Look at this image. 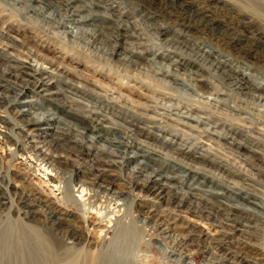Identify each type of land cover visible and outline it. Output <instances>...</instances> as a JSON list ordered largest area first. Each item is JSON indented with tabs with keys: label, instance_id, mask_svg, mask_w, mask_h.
<instances>
[{
	"label": "bare ground",
	"instance_id": "1",
	"mask_svg": "<svg viewBox=\"0 0 264 264\" xmlns=\"http://www.w3.org/2000/svg\"><path fill=\"white\" fill-rule=\"evenodd\" d=\"M12 1L20 4L24 12L32 11L40 16V20L51 26L54 33L76 37L89 30L87 34L93 35L91 45L94 48L99 49L96 42L100 36H107L112 44L111 51L109 49L107 53L109 58L117 56L115 61L120 65L144 69L164 85L176 88V91L161 93L158 97L160 102L149 105V110L162 118L148 116L144 112L133 111L126 101L118 102L106 93L74 81L59 64L46 61L34 50L17 48L10 36H0V42L9 50L14 47L21 52L10 50L4 55L0 53V117L3 119L0 126L4 121H13L14 127L10 129L3 125L5 130H0V142L7 150L2 157L6 155L5 159L13 162L15 173L24 181L30 179L28 170L36 171L30 157L36 163L55 167V170L59 169L55 160L58 156L63 163L72 159L90 161L89 171L94 174L93 179H83L78 171L74 181H65L57 174L54 186L59 191L58 195L54 193V188L50 193L36 190L27 198H22L17 207L12 199L16 186L11 181L4 186L5 182L0 179V264H140L135 258L137 253L130 251L129 247V241L138 229L129 217L130 200L112 189L119 177L115 172L132 160L138 162L130 170L131 188L138 189V193L151 200L154 207L165 205L163 209L152 210L158 213L160 219L153 221L152 217L144 216L138 218V223H142L149 235L147 240L153 244H165L168 239L175 242L176 247L171 250L169 258L179 257L184 264H190L192 254L201 249L208 255L207 264H264L263 259H251L247 252L252 246L249 234L254 227L249 223L257 214L264 213V196L224 174L187 161V156L171 155L183 153L193 155V160L203 158L224 171V165L209 156L213 153L210 149L212 140H218L241 159L250 160L254 155L262 163H257L258 168L264 166V143L261 148V140L232 138L229 141V133L212 121L211 115L201 107L180 100L187 97L191 100L190 88L213 104L225 102L232 93L251 92L264 105L262 74L243 71L239 63L235 65L225 55L213 52L212 46L211 49L203 48V44L184 48L178 40L172 41L170 31L162 33L164 27L159 24L156 26L141 17L140 24L131 23L124 19L123 13L115 12L117 0ZM144 2L148 20L163 18L180 26V30L176 31L179 34L185 31L183 28L188 31L200 27L203 30L214 29V19L201 11V7L189 14L185 11L184 2L188 4V0ZM34 14L30 17H35ZM151 27H155L159 34L170 36L164 38L167 52L154 50L148 45ZM220 31L214 33V37L223 46L237 45L235 37ZM256 31L262 34V30ZM263 39L255 46L264 47L260 45L264 44ZM247 45L251 49L246 53L258 52L253 43L248 41ZM173 53L178 54L176 58ZM233 55L238 61L244 60L242 55ZM252 66L255 67L254 64ZM204 70L214 79L208 81L209 88L201 83L207 80ZM203 87L205 91L200 90ZM57 94L64 95L66 99H60ZM40 100L55 102L56 111L48 108L44 112L33 110L37 106L46 108ZM2 108H5L6 114L1 113ZM10 108L29 118L22 123L24 118H13ZM57 110L63 115H58ZM171 121L183 128L170 130ZM150 128L160 131V137L151 134ZM15 129H22L25 133L21 136ZM188 131L205 133L209 143L200 141L196 147L206 151L205 155L195 154L194 146H188L182 138L181 133ZM139 135L157 140L165 138V141L160 140L161 145L150 143L138 140ZM175 139L184 141V145L179 141L175 148H167ZM202 142L204 145H201ZM164 155L170 156V160H161ZM252 178L250 182L253 186H264L258 177L254 175ZM187 180L190 182L187 183ZM74 182L79 184L77 191H87L80 198L72 191L77 187ZM12 186L13 190L10 189ZM184 187L187 189L183 190ZM100 192L112 194L106 210L102 209L104 203L102 208L99 204ZM220 198H227L232 204L218 203L228 209L213 212L209 205L212 206ZM113 204H117L118 211L111 209ZM237 209L243 212L239 213ZM8 211L14 212V216H9ZM39 211L46 215L45 218L42 215L41 223H36ZM203 220L209 221L211 226L202 227ZM87 227L91 228L90 232L95 230L98 233L95 238L85 230ZM73 241L76 248L70 250L68 244ZM84 246L86 253L82 251Z\"/></svg>",
	"mask_w": 264,
	"mask_h": 264
},
{
	"label": "rangeland",
	"instance_id": "2",
	"mask_svg": "<svg viewBox=\"0 0 264 264\" xmlns=\"http://www.w3.org/2000/svg\"><path fill=\"white\" fill-rule=\"evenodd\" d=\"M180 1L184 2L187 0ZM145 2L144 0H117V7L115 12L123 13L122 15L124 16V19L127 18V20L131 23L136 22V25L140 24V17L150 23H155L156 26L159 24V26L165 28V30H163L164 28L162 29V33L167 30L170 31L171 34L169 35L173 36L172 41L178 40V42L182 43L180 45L184 48H191L189 46L197 47L198 45L203 44V48L205 47V49H211L212 46V48L214 49L213 52L225 55L226 57H228V59L231 60L233 64L235 63V65L239 63V66H241V68L243 67V71L246 70L256 75L262 74L261 83L264 84V47L258 48L257 46H255V44H258V42L262 40V38H264V0H188V4L184 2L185 7L183 8L186 9L185 11H188L189 14L193 10L201 7V11L205 12L207 15H211V18L214 19V29L203 30L200 27L198 29L193 28L188 31V29L182 27L183 30H185L184 32H182V34L176 32L177 30H180V26H177L169 21H165L163 18H160L159 20L157 18L154 19V21L148 20L147 15L145 14V11H147ZM258 6L260 8H258ZM22 9L23 8L21 7V5L17 2L15 3L12 0H0V36H10L17 48L34 50V52L42 55V58H45L46 61L56 62L57 64H59V66L62 67L61 69L63 70V72L68 74V77L73 79L74 81L84 86L90 87L93 90L106 93L108 94V96L113 97V99L118 102L126 101L128 106H130L133 111L144 112L148 116H152L155 118H162L158 113L149 110V105H153L155 104V102H160V99H158V97L161 95V93L172 94L173 91H176V88L164 85L162 82L152 77L148 73V71H145L144 69H135L133 66L127 67L118 64L115 61L117 56H114V58H109V56H107V53L111 51L112 44L111 41L107 39V36H100V38L97 39L98 42H96L95 40L97 45H100H98L99 49H97L91 45L93 44L91 40L94 41V38L92 34H87L89 30H87L86 33H79L76 37H66L64 35L62 36V34H58L57 32L54 33V29L51 26L47 25V23L43 20H40V16L35 15L34 13H32V11L24 12ZM30 14H34L36 18L30 17ZM153 15L156 14L153 13ZM193 24H195V22ZM140 26L141 29H143V25ZM86 28L88 29V27ZM144 29H147V27L144 26ZM257 29H260V31L262 30V34H258V31H256ZM151 31H148V45L154 48V50H167L168 46L164 38H168L170 36H168V34H159L157 31H155V27L152 28ZM219 31H224L229 37H235V42L237 41V45H235L234 47L232 43V47L229 48L223 46L222 42L217 41L214 37V33H217ZM229 33L231 34V36ZM248 41L253 43V48H258V52L250 51V54L246 53L247 51H249V49H251L250 46L247 45ZM260 45L263 46L264 44ZM103 49H106L107 51H104ZM10 50H13L14 52L19 54L21 53L14 47ZM10 50L0 42V53L2 55L6 54L7 51L10 52ZM233 53L242 55L244 60L240 59V61H238L239 59H237L236 56L233 55ZM177 55L178 54L173 53V56H175L174 58H176ZM252 64H254L255 67L252 66ZM0 67L2 66L0 65ZM204 74L207 80L206 82L201 83H203L206 88H209L208 81H213L214 79L210 77L205 70ZM184 88L186 89L187 87ZM202 89L203 91L206 90L204 89V87L200 90ZM188 92L192 94L191 100H189L188 97L181 98L180 100H184L189 104H194L197 107H201L205 112L211 115V120L215 123H218L220 125V128H223L226 133H229V141H231L232 138L243 141L258 139L259 141L261 140L260 147L263 148L262 143H264V105L257 101V96H255V94L253 95L251 92L232 93L227 97V100L225 102L213 104L212 101L211 103H209L208 101H206L207 99H202L201 94L195 93L190 88H188ZM57 96H59L60 99L65 98V96L61 94H57ZM39 102L46 108L43 109L37 106V108H33V110L37 109V111L42 110V112H44L48 108L52 111H56V108L54 107L55 102L53 103L51 100H46L43 102L40 100ZM1 110L2 114H6L4 112L5 108H2ZM10 111L13 118H24L22 119V123H25V119L29 118L26 116H20L17 112H15L16 110L14 111L12 110V108H10ZM57 111L58 115H63L59 112V110ZM2 120L3 119H1L0 117V121ZM12 122L4 121L2 122V126L5 125V127L12 129L14 128ZM172 123L173 124L169 123V125H171L172 127V129L169 128L170 130L175 131V129L180 130L181 128H183L182 125H178L174 122ZM149 124L154 125L152 122H149ZM2 126H0V130L4 131L5 128H3ZM151 130V134L158 135L160 137V131H157V129L155 128H150L149 131ZM15 131L18 132L21 136H23L22 134L25 133L22 129H15ZM181 136L182 138H184L185 142L188 143V146H194L193 150L196 152L195 154H197L198 156L206 154V151H202L200 148H196L198 147V143H200V141L208 142L205 133L202 132V134H200V131H188L185 134L181 133ZM138 140H147L150 143L161 145L162 142L160 140L165 141V138L157 140V138H147L146 135H139ZM179 141L181 140L175 139L173 141L174 143H172L173 145H167V148H175ZM181 142L182 145H184L185 142ZM201 145H204L203 142L201 143ZM12 149H14V146L12 147ZM210 149L213 153L209 154V156L214 161L222 163L226 170L223 171V169H219L218 166L203 158H195V160H193V155H185L183 153H172L171 155H175L178 157L187 156V161H190L197 166L201 165L211 171H217L219 172V174H224L229 179L238 181L240 184L248 186L252 191L264 196V186L255 187L250 182V180L253 179L252 176L255 175V177H258L264 185V166H259L262 169L258 168L257 163H259L260 165L262 163L259 159L257 160L256 156L252 154L253 157L251 156L250 160L245 158L241 159V157H239L234 151L228 149L227 145L218 140H212ZM6 151V148H3V145L0 142V179L5 182L4 186L9 181H11L16 186V189L14 190L16 192L12 194V199L15 207L19 205V201L22 198H27L33 191L40 190L45 193H50L51 188H54L55 190L56 188L54 186V181L55 177L57 178V174L65 181H70L71 179H73L74 181L75 173L78 174V171L81 172L80 177H82L83 179L94 178V174L89 171L90 161H76L72 159L63 163V159L58 156L55 157V160L58 163L59 169L55 170V167H47L45 163H36L35 159L33 157H30L29 159H31L32 165L36 167V171L28 170L30 179L28 181H24L18 178V175L15 173L13 162L11 163L9 158L5 159L6 155L5 157H2L4 156V154H6ZM59 152H62V150H59ZM169 157L170 156L164 155L161 160L165 161L166 159H169ZM137 162V160H132L131 162H129V165L124 166L122 170H117L115 174H118L119 177L116 179L115 184L112 187L113 191L122 195V197H128V199L130 200L129 217L131 221H133L134 225L138 228L137 232L132 237V240L129 241L132 246H129L130 251L135 250V252L137 253L135 258L140 264H184V261L179 257H171L172 259L169 258L171 250H174V248L176 247L175 242H172L173 240L168 239L165 244H153L150 240H147L149 238V235L146 234L147 232L144 226H142V223H138V218H142L144 216L152 217L153 221H155L156 219H160L158 213L152 210H155V208L158 210L163 209L165 205H157L156 207H154L151 200L145 198L143 194L138 193V189L133 190L131 188V185L129 184V180L131 179L130 170L132 166L137 164ZM188 182H190V180H187V183ZM75 183L76 182H74V184ZM75 185H77V187L72 189V191L74 195L79 196L78 198H80L81 195L87 193L86 190L83 191V193H80L79 191H77L79 184L76 183ZM10 189L13 190V186L10 187ZM186 189L187 188L185 187L183 188V190ZM58 192L57 190H55L54 193L58 195ZM100 194L98 196L102 197L99 200V204L102 208V205L104 203L102 209L106 210L109 207L108 204H110L111 202L112 194L106 192H100ZM103 198L105 199L103 200ZM108 201L110 202L108 203ZM221 202L232 204L227 198H220L218 199V201L215 200V203H213L212 206L209 205L213 209V212L223 211L224 209L226 211L228 209L225 206L224 208L217 205ZM116 206L117 204H113L111 206V209H115V211H118L119 207L116 208ZM237 211L239 213L243 212L240 209H237ZM13 213L14 212L8 211L9 216H14ZM43 214L45 218V212L39 211V218L36 219V223H41ZM161 219L163 220V218ZM249 224H253L254 227L251 228L253 232L249 234L252 246L247 249L248 256L251 259H263L262 262H264V213L257 214L255 216V219L250 220ZM201 225L202 227L207 228L211 226V223L207 220H203L201 222ZM85 230H87L89 234H93L94 238L98 234L95 230L93 232H90L91 228L88 227L85 228ZM134 237L136 240H134ZM171 243L174 244L172 245ZM68 246H70V250L75 249V241L70 242ZM84 248L82 251L86 253L87 248L85 246ZM75 251L78 252L79 250ZM207 259L208 255L203 253L201 249H198L192 254L190 264H207Z\"/></svg>",
	"mask_w": 264,
	"mask_h": 264
}]
</instances>
